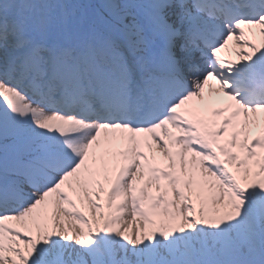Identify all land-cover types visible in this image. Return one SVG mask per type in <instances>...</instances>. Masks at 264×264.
<instances>
[{"label":"snow or ice","instance_id":"snow-or-ice-1","mask_svg":"<svg viewBox=\"0 0 264 264\" xmlns=\"http://www.w3.org/2000/svg\"><path fill=\"white\" fill-rule=\"evenodd\" d=\"M245 28L264 0H0V264H264Z\"/></svg>","mask_w":264,"mask_h":264},{"label":"bare ground","instance_id":"bare-ground-1","mask_svg":"<svg viewBox=\"0 0 264 264\" xmlns=\"http://www.w3.org/2000/svg\"><path fill=\"white\" fill-rule=\"evenodd\" d=\"M255 131H256V129H253V134H255ZM131 220H132V218L130 216H126L125 217V222L122 224V227L123 228H128V230L131 231L136 226L134 223L131 225V223L128 222V221H131ZM127 226H129V227H127Z\"/></svg>","mask_w":264,"mask_h":264},{"label":"rangeland","instance_id":"rangeland-1","mask_svg":"<svg viewBox=\"0 0 264 264\" xmlns=\"http://www.w3.org/2000/svg\"><path fill=\"white\" fill-rule=\"evenodd\" d=\"M135 224V223H134ZM132 225V224H131ZM136 225V224H135ZM127 227H129V226H127ZM125 229H128V228H125ZM130 229V228H129Z\"/></svg>","mask_w":264,"mask_h":264}]
</instances>
